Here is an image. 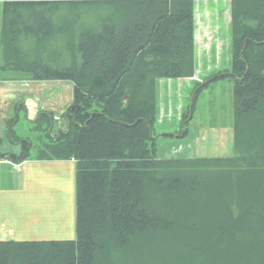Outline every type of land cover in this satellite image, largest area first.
Wrapping results in <instances>:
<instances>
[{
    "label": "trees",
    "instance_id": "obj_1",
    "mask_svg": "<svg viewBox=\"0 0 264 264\" xmlns=\"http://www.w3.org/2000/svg\"><path fill=\"white\" fill-rule=\"evenodd\" d=\"M0 1L5 78L74 82L34 157L76 163V239L0 241V264H264V0H230V71L208 77L234 81L235 154L191 158L159 157L155 123L157 81L195 73L194 0Z\"/></svg>",
    "mask_w": 264,
    "mask_h": 264
},
{
    "label": "rangeland",
    "instance_id": "obj_2",
    "mask_svg": "<svg viewBox=\"0 0 264 264\" xmlns=\"http://www.w3.org/2000/svg\"><path fill=\"white\" fill-rule=\"evenodd\" d=\"M194 3V13L196 12L198 15L197 22H199L200 26L210 29L208 33L206 32L204 45H199L202 49L205 47V53L200 60L203 65L200 74L201 79L198 80L199 82L192 81L191 83H189L190 80L184 81L171 79L173 86V91L171 92L172 96H170L166 90L164 92L159 90V85L158 83L156 84L158 106L160 103V106L164 107L172 101L173 104L170 106H174V108L180 104V107L178 108L179 111L186 109L191 102L192 94L196 92L193 116L185 122H182V120L176 117V115L163 120L162 118H158L155 123V133L159 134L156 141L157 154L160 157L184 158L190 156L197 157L199 155L232 156L235 154L233 140L234 115L232 103L234 81L228 75L217 80L208 78L218 73L230 71V0H194ZM1 25L2 1H0V29ZM214 46H217V49ZM197 48L198 47H196V49ZM208 50L210 52H208ZM216 50L220 52V54L215 52ZM198 53L197 55L199 56L200 52ZM218 55L221 58L220 60L215 59ZM1 63L2 61H0V64ZM13 74L19 75L22 74V72L0 69V80L9 79L5 77ZM10 80L23 79L10 78ZM33 80L36 82L28 83L27 90L25 91H31L32 94L37 95V98H40L45 92V95H47L45 103L48 107L43 108L41 112H47L53 115L54 125L52 126L51 131L56 135L58 130L66 128V125L58 127L57 124L58 122L63 121L61 120L63 117V115L61 116L62 112H60L59 115V106L62 107L61 105L68 104L72 99L71 93L69 92L64 93V96L61 98V96H59L60 94L56 92L55 85L61 84L62 81H67L66 83L69 85H66V88L68 87V89L70 88L69 90H71L74 82L63 79ZM169 81V79H164V82L166 83ZM179 82L183 85V89L181 92H176L175 89L178 88L177 84ZM23 87L24 86H22V88ZM63 109L67 111V107ZM12 112L10 127L5 125H1L2 127H0V139L3 142L2 144L8 143V146L11 148H17L16 153H20V142L18 141L27 140L28 137H30L37 146L34 145L30 148L29 154L26 157H34L37 154L38 144L48 140V137L44 135V130L35 129L36 123L30 122L29 119L26 118L25 110L20 106V103L17 104V106H12ZM16 118L17 121L15 122ZM8 128L11 129V135L8 134ZM182 128L187 129V132L183 136H180V130Z\"/></svg>",
    "mask_w": 264,
    "mask_h": 264
},
{
    "label": "crops",
    "instance_id": "obj_3",
    "mask_svg": "<svg viewBox=\"0 0 264 264\" xmlns=\"http://www.w3.org/2000/svg\"><path fill=\"white\" fill-rule=\"evenodd\" d=\"M197 16L195 12V73L191 78L177 79L184 81L190 80L189 83L192 81L197 82L201 79L200 74L203 65L200 60L205 53V47L202 49L199 45H204L206 32L208 33L210 31L209 28L206 29L199 25ZM196 47L198 48L196 49ZM214 47L217 49V46ZM196 50L200 52L199 56ZM208 52L210 51L208 50ZM215 52L220 54L217 50ZM215 59L220 60L221 58L218 55ZM21 79L23 80H0V127L3 125L9 126L12 120V106H17L19 103L20 106L24 108L25 116L30 122H34L38 113L41 112L43 108L48 107L45 103V98L47 97L45 92L40 98H37V95L32 94L31 91H25L27 90L28 83L36 81L30 78ZM164 79L165 78H161L157 81L159 90L163 92L166 90L167 93L172 96L171 92L173 91V86L171 79H169L170 81L168 83L164 82ZM66 82L67 81H62L63 84L55 85L56 92L60 94L59 96H61V98L64 96V93L69 92L71 93L72 99V89L69 90L70 88H66V85H69ZM22 86L24 87L22 88ZM177 87L178 88L175 89L176 92H181L183 89L181 82L177 84ZM71 103L72 100L66 105H60L68 109ZM171 104H173L172 101L170 104L168 103L164 107H161L159 103L158 107L160 113L158 118H162L163 120L176 115V117L180 119L184 109L179 111L178 108L180 104L177 105L176 108L170 106ZM62 107L59 106L58 110L59 115L60 112H62L61 116L66 111ZM62 118L61 120L63 121L57 123L58 127L66 125L64 118ZM16 121L17 118L15 119V122ZM2 143L0 139V154L12 153L20 155L22 152L21 144L19 146L21 152L19 151L20 153H16L17 148L13 149L8 146V143ZM191 157L194 156L184 158ZM197 157L205 156L199 155ZM75 176L76 163L73 159L62 160L23 157V160L15 161L10 157L0 155V241L63 242L75 240Z\"/></svg>",
    "mask_w": 264,
    "mask_h": 264
},
{
    "label": "water",
    "instance_id": "obj_4",
    "mask_svg": "<svg viewBox=\"0 0 264 264\" xmlns=\"http://www.w3.org/2000/svg\"><path fill=\"white\" fill-rule=\"evenodd\" d=\"M127 97H125L124 101H126Z\"/></svg>",
    "mask_w": 264,
    "mask_h": 264
}]
</instances>
